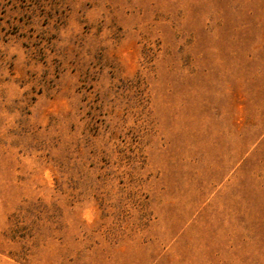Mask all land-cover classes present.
Segmentation results:
<instances>
[{
	"label": "rangeland",
	"instance_id": "rangeland-1",
	"mask_svg": "<svg viewBox=\"0 0 264 264\" xmlns=\"http://www.w3.org/2000/svg\"><path fill=\"white\" fill-rule=\"evenodd\" d=\"M0 264H264V0H0Z\"/></svg>",
	"mask_w": 264,
	"mask_h": 264
}]
</instances>
